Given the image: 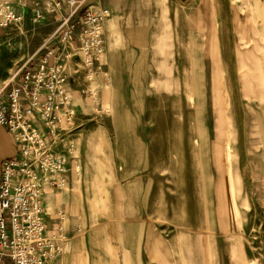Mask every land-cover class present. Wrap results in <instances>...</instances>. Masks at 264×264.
<instances>
[{
  "label": "rangeland",
  "instance_id": "374dc122",
  "mask_svg": "<svg viewBox=\"0 0 264 264\" xmlns=\"http://www.w3.org/2000/svg\"><path fill=\"white\" fill-rule=\"evenodd\" d=\"M59 1L63 4L66 2ZM95 1L107 8L104 0ZM150 1L154 8L153 17L156 18V23L151 26V54L165 55L162 56L164 61L147 64L149 78L145 91L141 90L137 98V103H145L151 111L135 115L133 110L127 108L131 101L127 99L128 95L115 88L121 81L117 71L122 67L132 71L135 64L125 62V48L122 49L123 40L119 31L114 36V55L109 58L104 27V64L110 83L101 90L99 100L103 111L108 113L107 116H101L97 124L90 123L89 120L94 117L93 107L74 92L73 104L79 122L84 125L77 134V160L81 174L61 196L54 198V202L44 203L45 213L54 217L62 205L66 227L74 222L80 226L79 235L109 220L105 214L112 213L114 200L122 193L121 188L132 178L140 176L128 174L123 165L125 158L121 156H126L128 147L132 146L127 143V135L132 131L142 134L145 127L159 141L156 145L164 152L163 160H159L163 169L161 177L168 186L174 187L175 190L170 192L174 198L184 199L180 189L184 188L186 170H190L191 178L198 177L199 220L206 228V207L210 211L211 200L215 201L214 210L219 219L215 224L216 240L225 244V250H217L216 246L215 264H264V164L240 157L242 120L236 79L240 70L238 62H233L237 52L233 54L230 48L225 49L222 44L213 48L215 55H211V60L215 70L210 71L205 39L210 33L215 40L219 37L220 44L223 32H209L200 28L198 37L201 52L194 63L190 46L185 47L192 35L190 29H185L187 25L184 20L186 13L196 10L202 0ZM171 7L176 14L172 19L178 17L180 20L177 25L172 24ZM25 10L20 25L5 30L0 28V59L4 54V59L11 61V64L37 49L54 27L53 16L46 15L39 24L31 22L33 8L30 2L26 3ZM177 42L183 45H177ZM227 49L232 52L230 55ZM19 50L20 53H15ZM193 63L199 68L197 81L200 92L196 99L191 92L192 79L185 77L193 74ZM67 70H71V65H67ZM160 72L167 78L160 79ZM114 103L117 104V111L114 110ZM135 118L140 120L143 127L134 129L130 126L131 120ZM182 135L189 139L192 135L204 136L207 142L185 144ZM211 171L214 172L213 187L209 181ZM68 194L71 200L66 199ZM224 212L227 214L225 223L222 221ZM176 219L184 226V211ZM208 223L211 224L210 221ZM223 229L225 232H221Z\"/></svg>",
  "mask_w": 264,
  "mask_h": 264
},
{
  "label": "crops",
  "instance_id": "0c3cea01",
  "mask_svg": "<svg viewBox=\"0 0 264 264\" xmlns=\"http://www.w3.org/2000/svg\"><path fill=\"white\" fill-rule=\"evenodd\" d=\"M27 2L29 0H26ZM104 3L109 12V18L104 24L109 58L114 55V36L119 31L123 40L122 49L125 48V62L135 64L132 71L130 68L126 70L125 67L117 71L121 81H118L119 84L115 88L128 95L127 99L131 100L127 105L129 110H133L135 115L146 114L151 108L148 109L145 103H137L138 95L141 90L145 91V84L149 78L146 66L149 63L164 61L162 56H165L151 54L153 39L151 26L156 23V18L153 17L154 8L150 0H104ZM173 11L171 7L170 18L172 24L177 25L180 20L178 17L172 19L174 15L176 16ZM22 12L25 15V8ZM186 14L185 29H190L192 36L185 47L190 46L191 60H194V63L201 52L198 37L200 28L209 32L213 30L223 32L220 44L219 37L217 36L215 40L210 33L205 39L206 60L210 71L215 70L211 60V55H215L213 48L222 44L225 49L230 48L233 54L237 52L233 62H238L240 70L236 75L242 120L239 135L242 153L240 157L251 158L264 164V0H202L196 10ZM178 44L183 45L182 42H177ZM231 51L227 49L229 55ZM20 52L21 50L15 53ZM223 52L225 54V51ZM4 57L3 54L0 59V86L7 78L12 64L24 59L19 58L11 64V61L5 60ZM121 61L124 62L122 59ZM193 64V74L185 77L192 79L191 92L196 99L200 92V84L197 81L199 68ZM233 69L236 70L234 65ZM163 77L167 78L160 72L159 78ZM114 82L116 83L115 80ZM74 95L73 92V98ZM114 110H118L116 103ZM131 121L130 126L134 129L142 126L139 119ZM205 138L192 135L189 139L182 135L181 139L185 144L198 145L206 143ZM157 142L159 143L145 127L142 134L132 131L127 135V143H131L132 146L128 147L126 156H121L125 158L123 165L128 174L140 176L132 178L121 188L122 193L114 200L112 213L105 214L109 220L96 225L93 229L89 228L82 235L78 234L80 226L73 222L66 227L65 220L66 242L62 253L48 264H215L216 246L217 250H225V244L216 240L215 224L219 219L214 210L215 201L211 200V212L206 207L208 220L206 228L199 220L200 200L196 182L198 177L191 178L190 170H186L184 188L180 189L184 199L174 198L170 194L175 190L174 187L168 186L161 177L163 169L159 160H163L164 152L156 145ZM15 153L13 140L0 126V172L1 164L13 158ZM75 179L72 174L69 185ZM213 180L214 172L211 171L209 181L212 187ZM61 195L62 193L47 190L44 203L54 202V198ZM66 199L71 200V195L68 194ZM60 210L65 214L62 205L56 213ZM183 211L184 226L176 219ZM56 213L54 217L46 214L49 227L55 223ZM226 218L227 214L224 212L222 218L224 223ZM221 232H225L224 229Z\"/></svg>",
  "mask_w": 264,
  "mask_h": 264
},
{
  "label": "built area",
  "instance_id": "2783aa9c",
  "mask_svg": "<svg viewBox=\"0 0 264 264\" xmlns=\"http://www.w3.org/2000/svg\"><path fill=\"white\" fill-rule=\"evenodd\" d=\"M31 22L55 17L51 34L24 59L14 62L0 86V126L16 153L1 164L0 264H48L66 242L65 214L46 222L47 190L63 193L72 174L80 176L78 120L72 93L93 107L90 123L103 111L100 92L110 77L105 69L104 24L108 10L95 0H29ZM26 0H0V28L23 21ZM71 65V70H67Z\"/></svg>",
  "mask_w": 264,
  "mask_h": 264
},
{
  "label": "bare ground",
  "instance_id": "6f19581e",
  "mask_svg": "<svg viewBox=\"0 0 264 264\" xmlns=\"http://www.w3.org/2000/svg\"><path fill=\"white\" fill-rule=\"evenodd\" d=\"M108 14H109V12H108ZM264 131V130H263ZM263 137V136H262Z\"/></svg>",
  "mask_w": 264,
  "mask_h": 264
}]
</instances>
